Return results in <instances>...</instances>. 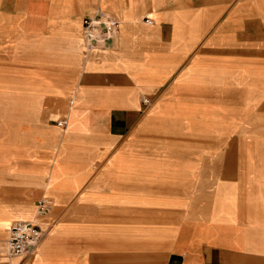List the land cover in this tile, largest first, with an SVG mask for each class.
Wrapping results in <instances>:
<instances>
[{
	"label": "crops",
	"instance_id": "1",
	"mask_svg": "<svg viewBox=\"0 0 264 264\" xmlns=\"http://www.w3.org/2000/svg\"><path fill=\"white\" fill-rule=\"evenodd\" d=\"M41 198L16 264H264V0H0V212Z\"/></svg>",
	"mask_w": 264,
	"mask_h": 264
},
{
	"label": "built area",
	"instance_id": "2",
	"mask_svg": "<svg viewBox=\"0 0 264 264\" xmlns=\"http://www.w3.org/2000/svg\"><path fill=\"white\" fill-rule=\"evenodd\" d=\"M120 27V21L107 12H98L85 17L81 34L86 53L92 54L110 49L119 36ZM52 205L50 199L41 198L36 204L37 219L41 220L48 216ZM43 239L44 232L38 222L17 221L9 229L6 256L12 260L34 255Z\"/></svg>",
	"mask_w": 264,
	"mask_h": 264
},
{
	"label": "rangeland",
	"instance_id": "3",
	"mask_svg": "<svg viewBox=\"0 0 264 264\" xmlns=\"http://www.w3.org/2000/svg\"><path fill=\"white\" fill-rule=\"evenodd\" d=\"M186 148H188V146L186 145ZM58 164V163H56ZM187 184V182H186ZM50 186H52V183H50ZM7 212V211H1L0 212V232L3 233L0 235V260L1 258L3 260H1L4 264H7L6 262L10 261V264H16L18 261L17 260H9L7 258V240H8V233H9V229L11 228L10 224L15 221V220H19V219H23V218H27L29 216H32L34 214V211L36 212V208H34L33 210H22L19 213H11ZM38 223L41 222V220H37ZM10 226V228H9ZM5 232V233H4ZM6 256V257H5ZM32 256V255H31Z\"/></svg>",
	"mask_w": 264,
	"mask_h": 264
},
{
	"label": "bare ground",
	"instance_id": "4",
	"mask_svg": "<svg viewBox=\"0 0 264 264\" xmlns=\"http://www.w3.org/2000/svg\"><path fill=\"white\" fill-rule=\"evenodd\" d=\"M37 216H36V212L34 211V215L31 219L28 220H19V221H33V222H37ZM12 260H19V259H12Z\"/></svg>",
	"mask_w": 264,
	"mask_h": 264
}]
</instances>
